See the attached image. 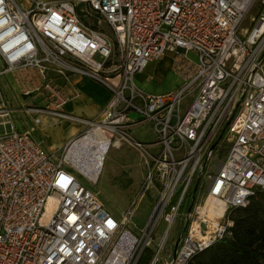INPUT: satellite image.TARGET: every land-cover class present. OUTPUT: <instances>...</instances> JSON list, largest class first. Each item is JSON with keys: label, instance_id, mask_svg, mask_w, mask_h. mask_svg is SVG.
Returning a JSON list of instances; mask_svg holds the SVG:
<instances>
[{"label": "built area", "instance_id": "built-area-1", "mask_svg": "<svg viewBox=\"0 0 264 264\" xmlns=\"http://www.w3.org/2000/svg\"><path fill=\"white\" fill-rule=\"evenodd\" d=\"M77 2L78 11L70 0H0V75L33 71L40 84L19 90L45 101L23 109L29 126L18 130L0 92V264H139L146 250L147 264H189L231 234L229 211L264 189V0ZM247 17L250 27H242ZM167 52L185 58L182 83L140 89L134 76ZM72 74L109 90L99 117L63 111L67 96L56 79ZM42 115L79 121L84 132L56 156L34 136ZM145 122L153 142L129 133ZM95 127L107 149L126 142L143 161L142 182L118 217L78 179H98L74 165L84 150L70 152ZM152 190V211L137 227L136 208ZM209 197L222 204L220 214L209 213ZM178 217L186 224L172 246Z\"/></svg>", "mask_w": 264, "mask_h": 264}, {"label": "rangeland", "instance_id": "rangeland-1", "mask_svg": "<svg viewBox=\"0 0 264 264\" xmlns=\"http://www.w3.org/2000/svg\"><path fill=\"white\" fill-rule=\"evenodd\" d=\"M71 2L75 3L77 11L78 9L80 10L83 8V5H80L77 0H72ZM250 15H255V13L251 12ZM86 22H84V24H87ZM94 23V21L91 22V24ZM98 26H101L100 29L106 33L109 31V28L104 22H100ZM241 26L247 28L250 27L249 17H247ZM186 57L190 60L196 59L192 52L187 53ZM184 60L185 58L183 55L175 56L170 61L171 64L169 70L165 68L160 70L154 63H148L144 69V76L146 78L147 75H152L153 83L161 85L164 88V91L171 90L170 86H172L181 76V71L178 69V65L184 63ZM16 75L17 73L14 74L15 78ZM0 92L7 105L14 110L12 118L14 125L18 130H23L25 127L29 126V123H25V121H27V116L23 111L26 106H44L45 104L44 99L41 97H34L36 93L29 96H22L20 90L17 87L10 85L8 77L5 73L0 75ZM129 115L135 120L141 118L137 113L134 112L130 113ZM83 132L84 128H82L81 133L76 137L81 135ZM129 133L138 142L146 143L153 142L155 140V135L151 130V124L149 122L141 123L135 127H132L129 130ZM223 148H226V145H224ZM62 151V149H59L54 153L56 156H58L60 153H62ZM223 153H225V150H223L222 153H218V157H216L213 162H211V171H215L220 161L223 160ZM143 176L144 167L139 152H137L129 143L126 142H122V144L118 147H109L104 156L96 183L90 182L83 175L77 173V177L80 182L85 187L95 192L98 195L100 201L103 203L104 207L115 217H118L120 213L127 207L129 200L140 186ZM205 194L206 189L199 188L196 193V198L198 201H202ZM155 196L156 191L152 190L150 194L148 193L142 202L138 204L133 216V222L137 227H144L146 220L152 211ZM184 220L185 219H183V217H178L176 219L175 224L170 231L167 244H169L172 239L171 245L173 246V242L175 239H177L176 237L185 227L186 221ZM130 228L135 230L132 225ZM164 228L165 224L160 223L159 230L163 231Z\"/></svg>", "mask_w": 264, "mask_h": 264}, {"label": "crops", "instance_id": "crops-1", "mask_svg": "<svg viewBox=\"0 0 264 264\" xmlns=\"http://www.w3.org/2000/svg\"><path fill=\"white\" fill-rule=\"evenodd\" d=\"M19 3L24 0H16ZM72 1V0H70ZM78 1V0H77ZM174 58L172 53L167 52L161 59L151 61L149 64H155L160 70L170 69L171 59ZM143 70L134 76L136 85L147 92H163L164 88L152 81V75H147L146 79ZM10 85L20 89L25 83L39 85V77L33 71L17 73H5ZM181 75V74H180ZM29 78V80H27ZM57 83L61 86L63 93L67 96V101L63 106V111L69 115L82 118H97L101 114L103 106L110 98L109 90L100 82L89 77L72 74L67 78L58 77ZM183 81L180 76L176 82L170 86L176 88ZM29 83V84H30ZM173 87V88H172ZM40 97V96H36ZM84 125L79 121L70 119H59L50 115H42L41 123L34 132L35 138L41 145L50 152L59 150L68 140L75 138L81 133Z\"/></svg>", "mask_w": 264, "mask_h": 264}, {"label": "trees", "instance_id": "trees-1", "mask_svg": "<svg viewBox=\"0 0 264 264\" xmlns=\"http://www.w3.org/2000/svg\"><path fill=\"white\" fill-rule=\"evenodd\" d=\"M231 234L195 255L189 264H264V189H258L246 206L232 208ZM146 250L139 264H147Z\"/></svg>", "mask_w": 264, "mask_h": 264}, {"label": "bare ground", "instance_id": "bare-ground-1", "mask_svg": "<svg viewBox=\"0 0 264 264\" xmlns=\"http://www.w3.org/2000/svg\"><path fill=\"white\" fill-rule=\"evenodd\" d=\"M106 140L107 136L100 129L98 130V127H95L87 136L78 140L70 152L77 148L83 149L84 155L74 163L75 167L91 177H97L104 156L109 149H107ZM112 146L118 147L117 144H113ZM206 205L209 207L208 211L210 214H220L222 211V204L211 199V197L206 199Z\"/></svg>", "mask_w": 264, "mask_h": 264}]
</instances>
